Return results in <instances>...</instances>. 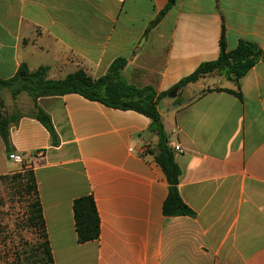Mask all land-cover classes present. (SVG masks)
<instances>
[{"label":"crops","instance_id":"crops-1","mask_svg":"<svg viewBox=\"0 0 264 264\" xmlns=\"http://www.w3.org/2000/svg\"><path fill=\"white\" fill-rule=\"evenodd\" d=\"M167 3L0 0V78L25 63L48 67L50 79L78 69L95 79L123 58L126 82L162 92L217 58L222 28L228 50L240 40L264 50V0ZM209 77L159 103L168 145L181 147L179 195L194 216L162 214L168 184L146 116L77 93L40 97L59 137L51 145L31 109L10 112L19 115L12 152L34 173L54 264H264V57L238 80L240 97L207 88ZM224 79L221 88L237 91ZM13 164L0 137V174ZM88 194L99 237L78 243L72 203Z\"/></svg>","mask_w":264,"mask_h":264},{"label":"trees","instance_id":"trees-1","mask_svg":"<svg viewBox=\"0 0 264 264\" xmlns=\"http://www.w3.org/2000/svg\"><path fill=\"white\" fill-rule=\"evenodd\" d=\"M173 2L174 0H168L166 7ZM162 13L163 11L156 20ZM262 57H264V50L251 41L240 40L233 49L228 50L222 28L217 58L201 63L192 73L181 78L172 89H179L201 77L217 73L237 85V91L221 87L211 90H224L240 97L238 80ZM124 65L123 58L114 59L106 73L95 79L88 76L82 69L60 79H50L47 77L48 67L39 66L30 70L25 63H21L12 77L0 78V92L6 89L12 98L24 92L32 100L33 108L30 115L48 131L51 145H57L59 137L50 115L37 104V99L40 97L77 93L107 107L133 110L146 116L150 120V131L157 136V142L152 151L153 158L163 171L168 184V192L162 203V214L164 216H194L193 210L179 195L178 178L181 170L174 159L173 150L168 145L159 114V103L167 96L168 91L156 92L151 86L137 87L126 82L121 76ZM175 99L176 102H180L178 97ZM18 118L19 115L15 113H0V137L6 154L13 151L10 145L9 127L15 124ZM2 177L4 176H0V179ZM18 177L19 184L13 187L16 190L15 193L30 196L26 205L25 227L38 232L41 237L33 242H24L20 249H16L17 251H10V255L0 256V264H54L34 173L29 168L22 171ZM72 212L78 243L97 240L100 231L99 217L92 195L75 198L72 203ZM4 247L6 245L0 247V253ZM7 248L9 249L8 246Z\"/></svg>","mask_w":264,"mask_h":264},{"label":"rangeland","instance_id":"rangeland-1","mask_svg":"<svg viewBox=\"0 0 264 264\" xmlns=\"http://www.w3.org/2000/svg\"><path fill=\"white\" fill-rule=\"evenodd\" d=\"M225 81L222 75L212 73L207 79L209 83L207 88L221 87ZM30 109L32 110L29 106V97L24 92L17 96V100H14L6 90L0 92V113H10L12 110L24 112ZM8 162L11 161L8 159ZM18 169L19 165L13 164L9 171L0 174L4 176L0 179V247L6 245L0 253L2 257L10 255V251L20 249L24 242H33L41 237L38 232L25 227L26 205L30 196L15 193L13 187L19 184L18 175L22 173Z\"/></svg>","mask_w":264,"mask_h":264},{"label":"built area","instance_id":"built-area-1","mask_svg":"<svg viewBox=\"0 0 264 264\" xmlns=\"http://www.w3.org/2000/svg\"><path fill=\"white\" fill-rule=\"evenodd\" d=\"M172 150L174 152H180L181 151V147L179 145H172ZM7 158L14 164L19 165V171H24L29 169V166H27L26 164H24L23 162V157L18 154V153H14V152H10L9 154H7Z\"/></svg>","mask_w":264,"mask_h":264},{"label":"water","instance_id":"water-1","mask_svg":"<svg viewBox=\"0 0 264 264\" xmlns=\"http://www.w3.org/2000/svg\"><path fill=\"white\" fill-rule=\"evenodd\" d=\"M177 95V89H172L167 92V97L173 98Z\"/></svg>","mask_w":264,"mask_h":264}]
</instances>
